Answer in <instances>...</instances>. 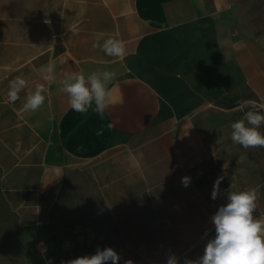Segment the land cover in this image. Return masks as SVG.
Instances as JSON below:
<instances>
[{"label":"crops","instance_id":"obj_1","mask_svg":"<svg viewBox=\"0 0 264 264\" xmlns=\"http://www.w3.org/2000/svg\"><path fill=\"white\" fill-rule=\"evenodd\" d=\"M97 34L123 40L125 55L94 49ZM50 62L53 82L41 73ZM97 69L117 73L124 100L103 119L72 110L61 84ZM17 76L27 87L13 100ZM37 83L45 103L25 112ZM252 97L264 105V0H0V264H62L111 239L119 264L196 260L230 185L258 188L254 216L264 211V148L231 140ZM80 176L100 200L81 210L99 216L93 230L69 220L66 184Z\"/></svg>","mask_w":264,"mask_h":264},{"label":"clouds","instance_id":"obj_2","mask_svg":"<svg viewBox=\"0 0 264 264\" xmlns=\"http://www.w3.org/2000/svg\"><path fill=\"white\" fill-rule=\"evenodd\" d=\"M103 34H97L92 47L100 49L105 55L122 58L126 53L123 40L108 36L101 41ZM44 80L53 82L57 78L53 63L42 66ZM117 73L97 69L87 76L82 72H71L61 80L62 91L68 96V104L77 113H87L92 109L103 119L110 107L123 104V93L117 95L114 91ZM27 87V82L17 76L10 82L9 96L15 100L19 93ZM48 92L44 83H37L24 98L23 111L35 112L45 103ZM244 111L243 118L231 123V140L244 149L264 148V105H258L254 100H244L240 103ZM112 127L111 124L108 125ZM103 134V128L97 135ZM190 177H183L182 183L187 187ZM220 178L213 186L211 198L216 200L221 193ZM226 203L219 206L211 217L215 227V236L209 239L204 247L203 255L196 260L185 258L184 264H264V211L259 217L254 216L258 207V188L235 191L233 185L224 190ZM121 256L111 247L97 248L95 254L80 256L62 264H119ZM48 264H52L51 260ZM124 264H133L126 260ZM166 264H179L175 255H169Z\"/></svg>","mask_w":264,"mask_h":264},{"label":"rangeland","instance_id":"obj_3","mask_svg":"<svg viewBox=\"0 0 264 264\" xmlns=\"http://www.w3.org/2000/svg\"><path fill=\"white\" fill-rule=\"evenodd\" d=\"M251 100L256 101L255 99H253V97ZM257 104L259 105L258 102ZM200 127H202V129H214V119L213 120L203 119L200 124ZM261 131L264 132V126L261 127ZM208 139L214 141V136L213 137L209 136ZM66 190H67V200L66 201L67 203H69L68 212L71 215L69 216L71 226H73V224L81 225L87 229L91 228L93 230L94 227H96L97 225L99 216L98 215H95V216L92 215L90 217L83 216L81 212V210L86 206H91L92 208H94V207H98L100 203L99 196L97 194L96 188L94 184L92 183V181L87 176H80L76 178L75 180L68 181L66 184ZM12 236L18 237L15 231L12 233ZM113 243H114V240L112 239L107 241V247H111L112 249H114V247L111 246ZM51 249H52L51 251H53V248ZM16 253H17V256L20 255L19 252H16ZM41 255H40V261L45 262V256H41ZM47 255H48L47 257L50 258L53 254L52 252H50ZM27 260L29 264H33L31 263V261H29L28 255H27Z\"/></svg>","mask_w":264,"mask_h":264},{"label":"built area","instance_id":"obj_4","mask_svg":"<svg viewBox=\"0 0 264 264\" xmlns=\"http://www.w3.org/2000/svg\"><path fill=\"white\" fill-rule=\"evenodd\" d=\"M38 250H39L40 254H42L43 256H46V254L48 252V247L46 244L42 243L38 246Z\"/></svg>","mask_w":264,"mask_h":264},{"label":"trees","instance_id":"obj_5","mask_svg":"<svg viewBox=\"0 0 264 264\" xmlns=\"http://www.w3.org/2000/svg\"><path fill=\"white\" fill-rule=\"evenodd\" d=\"M235 105H229V108H232V107H234Z\"/></svg>","mask_w":264,"mask_h":264},{"label":"water","instance_id":"obj_6","mask_svg":"<svg viewBox=\"0 0 264 264\" xmlns=\"http://www.w3.org/2000/svg\"><path fill=\"white\" fill-rule=\"evenodd\" d=\"M262 111H264V110H262Z\"/></svg>","mask_w":264,"mask_h":264}]
</instances>
